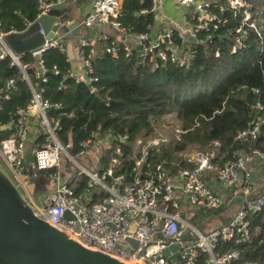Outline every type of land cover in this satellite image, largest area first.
Instances as JSON below:
<instances>
[{
	"label": "built area",
	"instance_id": "obj_1",
	"mask_svg": "<svg viewBox=\"0 0 264 264\" xmlns=\"http://www.w3.org/2000/svg\"><path fill=\"white\" fill-rule=\"evenodd\" d=\"M34 1L37 9L35 19L31 22L22 20L21 31L10 28L4 32L0 24V59L6 56L9 58L10 65L18 69L17 79L23 81L30 91V97L24 107L16 109L15 117L0 126L10 131L9 135L0 141V158L3 163L1 165L7 168L6 171L3 166L19 189L24 190L26 199L37 215L65 232L80 245L125 263L264 264V255L255 260H242L241 253L236 250L216 251L221 242L244 244L260 233V224L250 226L249 217L255 215L259 217V222L264 221V189L254 188L249 164L252 161L264 164V150H240L233 160L217 165L211 161L210 156L219 144L212 141L209 151L202 152L192 148L178 153L180 161L185 165L170 163L172 172L168 171L163 163L144 169L142 165L147 150L165 142L164 137L157 134L144 141H135L138 155L130 170V181L124 184L122 175L114 174L115 159H111L109 166L104 170L97 166L96 158V165L91 170L77 163L76 157L80 155L86 162L85 150L91 144H94L98 152L105 141L94 133L92 139L80 142V150L74 153L70 139L63 143L59 138L58 118L47 114L48 110L56 105L50 104L39 93V85L46 80L47 72L40 55L48 49L64 52L63 35L59 34V30L56 31L49 41H44L41 46L30 52L35 57V64L29 72L27 68L30 65L20 60L22 54L11 51L3 39L8 33L24 31L51 9L62 7L64 0ZM173 1L177 7L190 8L194 20L187 32H176L178 42L173 38L174 31L169 28L155 35H151L149 31L128 33L117 21L121 0H91L85 15L77 22V31L79 27L87 29L93 26H107L115 31L117 39L110 42L105 48L106 52L114 53V47H117L115 44L118 42L124 57L133 53L138 63L148 60L154 63V66L161 62L185 67L191 58L190 49L195 43L202 42L197 39L196 33H208L223 25L226 22L223 17L225 11L235 17L242 10L241 21L234 30L233 39L235 46L241 43L244 36L241 28L249 19L244 0H221L216 5L208 4L205 0ZM156 4L157 0H151L149 11L154 13ZM225 32L228 34L230 30L226 29ZM105 38L106 36L101 34L99 39ZM205 38H209V34ZM94 54L95 46L86 38H80L75 52L76 64L69 65L65 76L76 83L90 84L91 88V84L96 81L90 64ZM66 61L69 63L67 56ZM51 71L58 73L55 66H52ZM13 83L14 79L5 81L7 88L12 87ZM61 84L60 81L59 86ZM7 98L8 94L0 89V101ZM256 106L259 107L258 104ZM169 119L170 115L166 116V121ZM260 122L261 119L257 116L252 122V130L247 127L238 131L235 139H253ZM118 139L124 141L125 136ZM115 152H119L118 147ZM62 155L66 159L64 163L61 162ZM73 164L78 167L77 172L71 170ZM27 167L46 171V176L54 182L53 190L43 195L39 203L26 191L27 181L34 177L33 173L26 172ZM204 173L212 174L230 191L228 195L222 197L208 187L202 178ZM76 175H84L87 178L79 192L66 184V180ZM95 187L107 195L90 203V189ZM223 204H226L227 208L229 205H235L225 222L207 230H201L191 222V218L199 211L215 210ZM184 230L190 238L182 240ZM128 239L136 241L135 248L127 242ZM171 244L178 245L174 262L167 261L161 253ZM257 244L259 249H264V234Z\"/></svg>",
	"mask_w": 264,
	"mask_h": 264
},
{
	"label": "trees",
	"instance_id": "obj_2",
	"mask_svg": "<svg viewBox=\"0 0 264 264\" xmlns=\"http://www.w3.org/2000/svg\"><path fill=\"white\" fill-rule=\"evenodd\" d=\"M244 4L249 19L241 28L244 31L241 43L235 46L233 39L243 11L235 17L225 11L223 25L208 33H196L202 42L190 49L191 58L185 67L161 62L154 66L148 60L138 63L133 53L124 57L118 42L114 53H108L105 48L113 37L104 34L106 38L97 39L94 44L90 64L96 81L87 88L65 76L69 68L65 52L44 51L40 59L47 72L39 93L56 105L47 114L58 118L60 140L65 143L69 138L75 153L80 150V142L92 139L96 133L105 141L95 157L97 166L104 170L115 159L114 174L122 175V184L130 181V170L138 155L135 141L155 137L163 127L171 129L173 138L147 150L144 169L163 163L172 172L170 163L185 165L178 153L192 148L209 151L212 141L219 144L210 156L217 165L233 160L240 150H264V0H244ZM150 7L151 0H121L117 21L130 34L148 32L155 17ZM142 10L145 12L141 13ZM36 13L34 0H0V24L4 32L10 28L21 31L22 20L31 22ZM226 29L230 30L228 34ZM172 35L178 42L177 33ZM20 60L30 65L27 72L35 64V57L29 52L22 54ZM52 66L58 70L57 74L51 71ZM17 75L18 69L10 65L7 56L0 59V89L8 94L6 100L0 101V126L13 119L15 110L23 108L30 97L29 87ZM7 79H14L12 87H6ZM168 115H172L171 124L165 121ZM257 116L261 122L255 137L248 141L235 139V134L245 130ZM9 133L8 129L0 128V141ZM124 136V141L118 139ZM31 170L26 168L27 173ZM86 180L84 175H76L66 180V184L79 192ZM90 191V203L107 195L97 187ZM226 209L223 204L202 214L207 213L208 220H213ZM191 222L199 227L197 222L192 219ZM258 223L260 233L250 241L244 244L224 241L216 251L236 250L242 260L264 255V249L257 244L264 234V221L259 222L255 215L249 217L250 226Z\"/></svg>",
	"mask_w": 264,
	"mask_h": 264
},
{
	"label": "water",
	"instance_id": "obj_3",
	"mask_svg": "<svg viewBox=\"0 0 264 264\" xmlns=\"http://www.w3.org/2000/svg\"><path fill=\"white\" fill-rule=\"evenodd\" d=\"M82 0H77L80 3ZM54 8L42 14L22 32L6 34L3 39L16 54L30 53L49 41L58 30L76 35L77 21L68 9ZM138 47H136L137 49ZM90 88V84L86 85ZM252 130V123L248 125ZM146 155H144L145 157ZM29 160V157L26 156ZM32 180V178H31ZM190 236L182 231V240ZM134 248L136 241L128 239ZM177 244H171L161 253L174 262ZM169 252H174L170 255ZM0 264H130L100 251L80 245L39 217L19 187L0 163Z\"/></svg>",
	"mask_w": 264,
	"mask_h": 264
},
{
	"label": "crops",
	"instance_id": "obj_4",
	"mask_svg": "<svg viewBox=\"0 0 264 264\" xmlns=\"http://www.w3.org/2000/svg\"><path fill=\"white\" fill-rule=\"evenodd\" d=\"M208 4L216 5L220 3L221 0H205ZM91 0H82L80 3H77V0H64L62 3V7H72V9H68L70 15L78 21L82 16L85 15L88 10L89 4ZM154 24L150 28L149 32L151 35H155L157 32L164 30L166 28L172 29L174 32H178L180 34L185 33L191 28L194 23L193 20V12H191L190 8H182L177 7L174 4L173 0H157L156 10H155ZM77 21V22H78ZM63 35V42L65 47V54L69 60V65L76 64L75 62V52L77 47V41L80 38H86L93 45L96 40L99 39L101 34H106L108 37H113L112 39L116 41L117 36L115 31L107 26H94L91 28H81L79 27L76 35L69 31H62L59 33ZM66 42V44H65ZM167 123H173V119L171 121H166ZM97 154L95 149L94 153L91 157H86V162L91 165V168H94L96 163L94 162V158ZM251 168V179L255 189L263 190L264 189V164L258 161H252L249 164ZM202 178L205 184L214 190L216 193L220 194L222 197H225L230 192L228 189L219 183V181L210 173L202 174ZM33 180V179H32ZM34 198V197H33ZM235 209V205H229V207L225 211L219 212V214L212 221H217L213 224V226H217L223 222H225L230 213Z\"/></svg>",
	"mask_w": 264,
	"mask_h": 264
},
{
	"label": "rangeland",
	"instance_id": "obj_5",
	"mask_svg": "<svg viewBox=\"0 0 264 264\" xmlns=\"http://www.w3.org/2000/svg\"><path fill=\"white\" fill-rule=\"evenodd\" d=\"M59 32L61 33L62 30H59ZM65 44H66V42H65ZM171 120H172V116L170 115V119L168 121H171ZM165 121H166V118H165ZM157 134L162 135L164 137L165 141L173 138V133H172L171 129L169 130L168 128H164L163 127L162 129L158 130ZM94 151H95V146H94V144H91L90 147H88L85 150V155L88 156V157H91L92 154L94 153ZM65 161H66V159L62 155L61 162L64 163ZM0 162L2 163L1 158H0ZM76 162L79 163V164L84 165L87 169L91 170V165L89 163H85V161L83 160L82 155L76 157ZM4 168L7 171V168L5 166H4ZM31 169L32 170L30 171V173L34 174V178H33V180H28L27 181L25 188H26V191L29 194V196L31 198L34 197L35 201L37 203H39V201H40V199H41V197L43 195H45L46 193H49L50 191L53 190L54 182H53L52 179L47 177L45 173L36 171L33 168H31ZM71 170L77 172L78 167L73 164L71 166ZM21 191L24 194V196L27 198L24 190L21 189ZM202 213L203 212L199 211L198 214H195L194 217L191 218L192 221L193 222H197L199 224L198 228L201 229V230H207L209 228H212L213 224L216 223L217 221H215V220L212 221L211 219L208 220L210 215H208L207 213H204V214H202ZM210 214H212V213H210Z\"/></svg>",
	"mask_w": 264,
	"mask_h": 264
}]
</instances>
